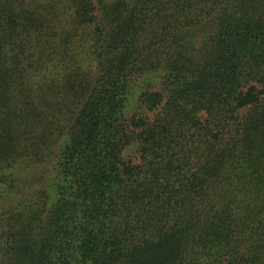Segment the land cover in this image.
Returning <instances> with one entry per match:
<instances>
[{
  "label": "trees",
  "instance_id": "obj_1",
  "mask_svg": "<svg viewBox=\"0 0 264 264\" xmlns=\"http://www.w3.org/2000/svg\"><path fill=\"white\" fill-rule=\"evenodd\" d=\"M0 264H264V0H0Z\"/></svg>",
  "mask_w": 264,
  "mask_h": 264
}]
</instances>
